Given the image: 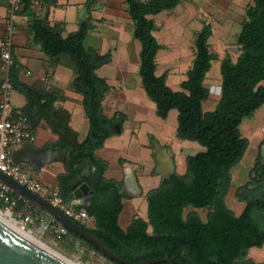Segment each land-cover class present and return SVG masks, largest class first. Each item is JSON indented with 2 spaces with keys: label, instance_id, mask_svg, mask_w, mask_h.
Returning a JSON list of instances; mask_svg holds the SVG:
<instances>
[{
  "label": "trees",
  "instance_id": "16d2710c",
  "mask_svg": "<svg viewBox=\"0 0 264 264\" xmlns=\"http://www.w3.org/2000/svg\"><path fill=\"white\" fill-rule=\"evenodd\" d=\"M54 1L44 0V3L50 6ZM94 1L89 0V4ZM181 1L125 0V3L134 24L133 37L141 46L142 87L155 105L156 115L166 119L170 111L176 110L178 138L198 143L204 151L187 157L184 175L175 173L150 191L146 196L147 220L136 218L124 231L119 226L123 211L120 184L105 179L107 165L95 154L107 139L119 135L115 126L122 130L126 119L121 113L111 119L103 114V101L111 86L96 72L112 63V52L101 55L85 46L89 28L84 23L77 32L63 37L56 28L43 25V20L32 13L30 1L24 0L21 13L30 18L28 30L33 42L51 61L67 58L75 70L72 86L83 97V110L90 124L87 138L72 153L78 156L71 159V172L58 177V190L70 203L74 192L71 182L90 168L89 176L81 183L93 192L85 212L95 225L87 228L79 224L130 263L168 258L169 262L157 264H264L248 258L251 249L264 245V168L256 165V170L263 175L260 182H253L258 185L256 190L247 186L235 190V197L245 204L239 216L226 204L233 190L231 170L241 162L249 146L240 132L241 123L264 106L261 85L264 82V0H252L245 9L237 38L240 55L233 61L226 54L221 61L220 98L210 113H204L202 108L210 95L204 81L212 61L217 59L209 44L213 34L210 25H205L195 36V58L180 91L167 85L168 72L156 75V57L162 46L153 35L155 21L149 16L173 10ZM10 77L12 89L27 100L25 112L36 107L47 112L59 99L57 92L42 93L21 83L16 67L12 68ZM60 146L69 148L65 142ZM23 204L20 201L18 207ZM187 208L208 210L206 219L197 212L186 214ZM67 234L98 254L97 248L83 238L73 232Z\"/></svg>",
  "mask_w": 264,
  "mask_h": 264
},
{
  "label": "crops",
  "instance_id": "0c3cea01",
  "mask_svg": "<svg viewBox=\"0 0 264 264\" xmlns=\"http://www.w3.org/2000/svg\"><path fill=\"white\" fill-rule=\"evenodd\" d=\"M9 1L10 0H0V39L6 35L7 13L10 5ZM29 1L32 13L43 20V25L44 19H46L45 25H48L51 28H56L63 37H67L68 35L77 32L80 25L84 23L89 28L85 46L96 49V51L101 55L106 54L108 51L112 52V63L96 72L98 77L105 79L109 86H111V91L105 95V99L103 101V114L107 118L111 119L120 113L119 111H111L107 108V103L111 97L110 95L115 90L121 92L123 99L126 101L129 100L132 104H138L144 99L149 100L142 87L141 78L140 84L143 90L140 88V84L138 82L140 65L139 53L141 46L139 44L138 49L136 40L133 37L134 24L127 12L125 0H96L92 4H89V0H55L50 6L45 5L44 0ZM247 1L249 2V0ZM19 2L21 3V10L18 12L16 17L17 30L13 36L14 67L18 70V79L21 83L32 87L39 92H57L59 95V99L53 103L52 109L49 111H41L36 107L29 112H25L24 108L27 105L26 98L19 92L13 90L15 97L12 98L11 110L16 116L22 117L26 120L30 135L36 138L34 143L26 140L21 147L26 142H29L38 150L49 151V148L51 146L53 147V144L58 146L60 143H64L62 142V137L59 139L56 135L57 132L51 130L44 119L46 114L49 113L48 115H50V113L52 114L58 111L64 113V119L68 120L69 129L77 135L78 143H82L89 134L90 124L83 110V97L76 93L72 86L76 75L75 70L67 58L62 57L58 60L51 61L50 58L41 51V48L33 42L28 30L30 18L21 13L24 9V0H19ZM35 2L38 4L35 5ZM248 2L244 4V0H182L181 3L173 10L164 11L156 16H149L150 19L155 21L156 27L153 35L156 36L165 26L169 31L170 27L177 25L182 26V29L178 31L180 35L183 36L186 33H191L196 36V34L201 31L205 25H210L211 28H213L212 26L214 25L216 26L217 17L220 18L219 21L222 20L223 23H226L228 15L225 17L219 15L222 10L226 9L228 12L230 8L242 9L249 5ZM212 14L214 16H212ZM160 17L164 18L158 21ZM196 24L200 27L195 30L193 29V25ZM171 31L174 32L175 30L171 28L169 32ZM175 34H177V31H175ZM120 42H122L125 46V58H123V61H125L124 66H120L119 64L115 65L114 63L115 57H118V47ZM27 72H30V75H27ZM4 76V71L0 66V83L3 81ZM168 78L169 77H167V85L174 91H180L181 83L186 80L185 77L184 80L181 77L177 79L175 85L170 86L168 84ZM129 84L132 87H130ZM261 85L264 86V82L261 83ZM219 98L220 94L213 102L208 99L203 102V112H213L217 107ZM257 113L258 117L256 120L263 126L264 106L259 109ZM123 115L126 119L119 135L107 139L103 147L95 154L98 159L102 160L107 165V169L104 174L105 179L116 180L120 184V193L123 196V211L119 216V226L121 229L126 231L134 219L142 218L147 220V210L146 213L143 214L141 209L142 205L137 202L142 201L143 203H146L147 207V194L150 191L157 189L160 186L162 179L157 173L155 150L153 153H150L152 158L151 161H149L144 155L139 157L125 153L123 148L120 147L122 145L121 135L123 132L133 134L132 129L140 127L141 122L145 120V116L139 111L135 113L133 119L127 113ZM77 118H83L88 122V129L83 135H80L77 130ZM250 126L256 128V124H252ZM257 130L258 129H256V131ZM263 130L261 131L264 133ZM242 136L247 140L250 137V140H252L256 147L257 154L255 159H253L249 165L250 168L247 172V176L243 179V182L239 181L242 177H240L239 170H237L238 167L235 166L231 170V184L234 190L247 185L250 172L259 157L260 147L264 146V142H261L264 138L261 136L259 139L258 136H253L252 134L249 136V133ZM140 146L145 149L144 151H147V146L141 144ZM189 146L191 147L193 145L186 141H184V143H177L174 146H163V148L168 151L170 157H172L175 166V173L179 175H184L186 173V160L187 157H190V155H185L183 151ZM27 167L33 177H36L45 185L57 189L59 175L67 173L63 162H53L46 165L39 171H34L31 167ZM86 169V177H88L91 170L90 168ZM73 181L71 182V187L75 191L76 188L72 186ZM81 182L82 181L78 182L77 186L83 184ZM92 195H84L80 199H75L73 196L71 202L68 204L75 210L86 211L90 204L89 200ZM20 201L24 204L22 207H18L17 211H29L35 220L36 226L40 227L42 222L50 218L45 212L38 209L34 205L24 201L23 199H20ZM238 203L242 205L239 212H235L228 207L237 216H239L245 208L244 203L239 201ZM94 225L95 222L91 218V226H93V228ZM67 233L64 234L62 240L74 241L72 238L68 237ZM252 260L256 263L264 262V258L260 259V261L256 259Z\"/></svg>",
  "mask_w": 264,
  "mask_h": 264
},
{
  "label": "rangeland",
  "instance_id": "374dc122",
  "mask_svg": "<svg viewBox=\"0 0 264 264\" xmlns=\"http://www.w3.org/2000/svg\"><path fill=\"white\" fill-rule=\"evenodd\" d=\"M248 1L244 0V4ZM249 4L252 3V0H249ZM245 8H230L227 10H222L219 15L227 16L226 23L223 21H219L220 18H216L217 25L212 26V37L209 39V44L212 46L214 52L217 55V59L212 62V68L208 73L205 81V87L209 90V98L211 102L215 101V98L218 97L220 94V86H221V75H220V63L221 60L225 57L226 54L231 56L233 61H236L238 56L240 55V47L237 44L238 34L241 31V22L244 20L245 16ZM212 16H214L212 14ZM164 17H160L158 21L163 19ZM193 25V29H199L197 26ZM182 26L174 25L170 27L169 31L174 29L177 31V34L174 32H169L166 26L159 32L155 38L157 39L158 43L162 46V50L158 52L156 57L157 62V71L156 74L158 76L162 75L164 72H169L168 84L175 85L177 79L181 78L184 80L186 78V73L192 66L193 60L195 58V36L191 33H186L185 35H180L179 30L182 29ZM175 35V36H174ZM136 44L139 49V43L136 41ZM125 46L122 42L119 43L118 47V57H115V65H123L125 61ZM138 82L140 84V77L138 75ZM130 85V84H129ZM130 87H132L130 85ZM141 88V84H140ZM142 89V88H141ZM143 90V89H142ZM111 91V90H110ZM13 94V93H12ZM110 100L107 103V108L111 111H119L120 113H127L133 119L135 113L137 111L141 112L145 116V120L141 122L140 127L133 128V134L129 132H123L121 135V148H123L125 153L134 156H145L147 160L151 161V154L154 151V146L158 144L160 147L163 148L164 145L167 146H174L177 143H184L183 140L178 138L177 136V111L172 110L169 112L166 119H161L156 115V109L154 105L148 100L144 99L141 100L138 104H132L129 100H125L122 97L121 92L117 90L113 91L110 95ZM14 94L12 98H14ZM258 117V113L256 112L255 115L250 119H244L240 126V132L242 135H246L249 133L253 136H258V139L261 137L264 138V133L261 131L264 129V125L262 126L261 123H258L256 118ZM77 130L80 135L86 133L88 129V122L83 118H77ZM247 124H256V128L251 127ZM247 125V126H246ZM258 125V126H257ZM261 125V126H260ZM256 129H258L256 131ZM259 134V135H258ZM261 134V135H260ZM250 142V146L247 149L243 159L241 162L236 165L239 170L240 182H243V179L247 176V172L250 168V164L255 159L257 151L254 143L248 138ZM193 146L186 147L183 151L185 155L195 156L196 154L203 152L204 148L200 146L198 143H193L191 141H186ZM261 142H264L262 139ZM144 145L147 146V151H144L143 147L140 146ZM150 150V151H148ZM227 205L230 209L234 210L235 212H239L242 208V205L238 203L235 197V190L233 189L228 196ZM142 205V213L145 214L147 207L146 203L139 201ZM2 211V210H1ZM4 212V211H3ZM189 212H197L200 217L205 220L208 210L201 209L196 210L192 208L186 209V214ZM13 218L16 220L19 226V220L12 215ZM88 228H93V226H88ZM25 230L30 232L36 239L50 247L52 250L60 253L64 257L78 262L80 264H113L110 261L106 260L99 254L89 251L83 244L78 241H70V240H62L57 239L53 232L42 233L39 226L33 225L26 227ZM248 258L259 260L264 258V245L261 248H253L248 253ZM255 262V261H254Z\"/></svg>",
  "mask_w": 264,
  "mask_h": 264
},
{
  "label": "water",
  "instance_id": "95a60500",
  "mask_svg": "<svg viewBox=\"0 0 264 264\" xmlns=\"http://www.w3.org/2000/svg\"><path fill=\"white\" fill-rule=\"evenodd\" d=\"M46 19H44V25ZM53 114V113H52ZM47 120V119H46ZM56 130L65 140L68 135L71 138L72 147L69 149H54L52 146L49 151H41L33 147L29 142H26L21 148L14 150L10 156L11 163L14 165L24 164L31 167L34 171H39L46 165L53 162H63L67 172H71L70 163L73 156H77L78 153L72 155L75 147L78 145L77 135L68 127V120L60 127V122L55 119ZM115 129L120 133L118 125ZM155 160L157 163V173L161 176L162 181L169 179L175 174V166L172 157H170L168 151L158 144L154 146ZM82 178L78 176L72 186L75 189L74 198L80 199L84 195H92L93 192L89 186L85 183L78 185ZM0 182L8 187L16 196L20 197L24 201L34 205L38 209L45 212L50 218L57 221L64 229L65 233L73 232L77 236L86 240L87 243L95 246L98 250V254L118 264H134L123 260L119 255L112 252L105 247L97 237L84 229L79 223L68 218L64 213L54 208L50 203L33 194L17 181L7 177L0 171ZM167 261L168 258L154 259L140 264H157L159 262ZM0 264H69L54 255L47 249L43 248L36 242L32 241L25 235L21 234L17 230L13 229L9 225L0 220Z\"/></svg>",
  "mask_w": 264,
  "mask_h": 264
},
{
  "label": "built area",
  "instance_id": "2783aa9c",
  "mask_svg": "<svg viewBox=\"0 0 264 264\" xmlns=\"http://www.w3.org/2000/svg\"><path fill=\"white\" fill-rule=\"evenodd\" d=\"M6 21V35L0 39V66L4 71V79L0 83V171L7 177L17 181L33 194L50 203L54 208L64 213L68 218L88 228L91 218L85 211L75 210L60 195L57 188H51L36 177H33L25 165L11 163L12 152L28 140L34 143L36 138L31 136L28 124L22 117L16 116L12 110V93L10 72L14 67L13 36L17 30L16 17L21 10L19 0H10ZM38 3L35 2V5ZM30 75V72H27ZM264 131V130H263ZM20 197L0 182V210L10 212L19 220L25 229L35 225V220L29 211H17ZM54 219L49 218L41 223V232H53L57 239H62L65 229Z\"/></svg>",
  "mask_w": 264,
  "mask_h": 264
},
{
  "label": "flooded vegetation",
  "instance_id": "af4514ba",
  "mask_svg": "<svg viewBox=\"0 0 264 264\" xmlns=\"http://www.w3.org/2000/svg\"><path fill=\"white\" fill-rule=\"evenodd\" d=\"M48 114H46L44 119H45L47 125L51 128V130H53V131L56 130L55 119L60 122V127H62L64 125L65 115H64L63 112L58 111V112H55L53 114L50 113V115H48ZM40 117H43V116H40ZM56 135L58 136L59 139H61L62 136L59 133H56ZM62 142H65V143L69 144V148L72 147V145L70 143L71 142L70 135H68L67 138L65 140H63ZM53 147L54 148L64 149L60 145L56 146V145L53 144ZM72 153H74V152H72ZM256 165H259L261 168H264V146L260 147L259 157L257 158V160H256V162L254 164V167L252 168V170L250 172V175H249V181H248L246 186L250 190H256L258 188V185L257 184H253V182H255V181L260 182L261 179H262V176H263L262 172L256 170ZM86 175H87V169L83 170V172L80 175H78V176H80L82 179H84V178H86ZM239 194L242 195V192H240ZM236 200L238 201L237 198H236Z\"/></svg>",
  "mask_w": 264,
  "mask_h": 264
},
{
  "label": "bare ground",
  "instance_id": "6f19581e",
  "mask_svg": "<svg viewBox=\"0 0 264 264\" xmlns=\"http://www.w3.org/2000/svg\"><path fill=\"white\" fill-rule=\"evenodd\" d=\"M0 220L2 222H4L5 224L9 225L10 227H12L13 229L17 230L21 234L25 235L26 237H28L32 241L36 242L37 244H39L43 248L47 249L48 251H50L54 255L58 256L59 258H61L65 262H67L69 264H80L78 262H75L73 260H70V259L64 257L60 253L56 252L55 250H52L50 247H48L47 245H45L44 243H42L41 241H39L38 239H36L30 232H28L22 226H19L17 224L16 220L13 218V216L11 215L10 212H3V211L0 210Z\"/></svg>",
  "mask_w": 264,
  "mask_h": 264
}]
</instances>
